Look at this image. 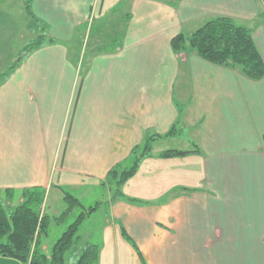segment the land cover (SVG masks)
<instances>
[{
	"label": "crops",
	"instance_id": "0c3cea01",
	"mask_svg": "<svg viewBox=\"0 0 264 264\" xmlns=\"http://www.w3.org/2000/svg\"><path fill=\"white\" fill-rule=\"evenodd\" d=\"M24 1L0 0V73L40 33ZM27 1L55 42L26 54L0 83L6 204L41 187L40 209L56 217L64 190L84 207L102 190L76 242L80 251L98 247L95 264H244L260 245L264 261V76L251 80L170 45L227 16L252 31L264 61L263 1ZM95 35L116 48L83 60ZM147 134L159 137L121 186L137 201L114 197L108 171L128 167ZM167 149L191 152L162 157ZM0 264L25 263L0 256Z\"/></svg>",
	"mask_w": 264,
	"mask_h": 264
},
{
	"label": "trees",
	"instance_id": "16d2710c",
	"mask_svg": "<svg viewBox=\"0 0 264 264\" xmlns=\"http://www.w3.org/2000/svg\"><path fill=\"white\" fill-rule=\"evenodd\" d=\"M264 3V0H262ZM173 3V0H168ZM24 7L41 27L40 33L30 42L25 44L18 53L16 60L0 73V83L5 80L17 67L23 57L32 50L46 43H54L55 40L47 37L46 25L33 16L29 2L24 1ZM114 44V46H116ZM172 50L180 52L192 51L200 58L211 63L237 69L242 75L259 80L264 76V61L255 45L252 31L235 23L227 16H217L204 22L189 35L179 33L171 38ZM116 47H113V50ZM175 132V125L170 127L165 136ZM158 134H147L144 140L130 151V164L119 169L115 165L108 173L107 178L114 184V197L125 198L129 201H137L127 198L121 191L125 181L136 173L141 161L150 155L152 142ZM197 149V148H196ZM264 150V136H263ZM194 151V150H192ZM197 151V150H195ZM188 150L167 149L160 153L162 157L184 155ZM8 195L10 190H6ZM45 190L41 187L24 188L22 201L11 211H7L0 201V256L12 258L25 264H64L65 254L78 241L77 230L84 219L94 211L100 202L84 207L78 198L67 191H63L64 210L56 217L42 214L40 211ZM80 207L72 223L61 233L52 245L48 254L42 249V239L48 233L52 220L65 218L74 207ZM98 247L94 244H86L80 251L74 264H95L98 259Z\"/></svg>",
	"mask_w": 264,
	"mask_h": 264
},
{
	"label": "rangeland",
	"instance_id": "374dc122",
	"mask_svg": "<svg viewBox=\"0 0 264 264\" xmlns=\"http://www.w3.org/2000/svg\"><path fill=\"white\" fill-rule=\"evenodd\" d=\"M96 37H97L96 35H95V37L89 36L88 45H89L90 49H89V51L86 52V54H84L83 60L86 59L89 56V53H91V52H103V51H106L107 49H112L114 47V46H111V44H109L108 41L106 44L104 43L102 46H100V43H102L105 40H103V37H101L102 39H98ZM114 37H116V36H114ZM111 39H106V40H110V42H111ZM85 42H86V38H85ZM83 44H84V42H83ZM182 53H184V52H180L179 54H182ZM150 153H151V151H150ZM123 168H125V167H121V166L119 167V169H123ZM103 196H104V194H103L102 190L90 191V196H86L82 200V202L86 206L87 205H94L95 201L103 198ZM0 201L5 206V208L8 212L13 209L14 205L10 206V205L6 204L5 197L2 194H0ZM15 201L16 200L13 199V204L15 203ZM62 211H63V208H61V210L59 211V214ZM80 211H81V208L76 206L68 213V215L65 218L52 220L51 224L49 225L47 235H45L42 239V242H45L48 244L49 248L47 251H49L51 249L52 245L57 240V238L67 228V226L74 221V219L76 218V216L78 215V213ZM40 212L42 214H45L42 209ZM59 214H57V216ZM83 226L86 227L87 229H90L89 222L86 224L83 223L82 225H80V227H82V228L81 229L79 228L80 231H78V233H77L78 235L80 234V232H82ZM80 244H81L80 242L76 243L69 251L66 252L64 264H74L75 260L77 259L78 255L80 253L79 252L80 251L79 250ZM257 248L258 249L255 253L258 255H255V260H248L247 262L245 261L244 264H253V263L254 264H263L264 263V261H262V260H257V256L259 257V255H260V257H263V254L261 252L262 246L261 245L257 246Z\"/></svg>",
	"mask_w": 264,
	"mask_h": 264
}]
</instances>
